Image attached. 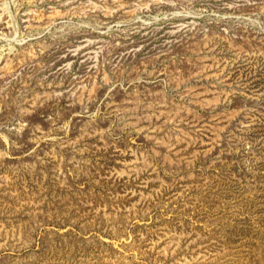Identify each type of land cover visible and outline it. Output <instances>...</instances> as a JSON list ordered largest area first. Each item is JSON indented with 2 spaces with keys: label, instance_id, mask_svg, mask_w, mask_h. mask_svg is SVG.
<instances>
[{
  "label": "rangeland",
  "instance_id": "374dc122",
  "mask_svg": "<svg viewBox=\"0 0 264 264\" xmlns=\"http://www.w3.org/2000/svg\"><path fill=\"white\" fill-rule=\"evenodd\" d=\"M0 264H264V0H0Z\"/></svg>",
  "mask_w": 264,
  "mask_h": 264
}]
</instances>
